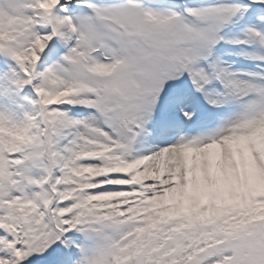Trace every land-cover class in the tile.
<instances>
[{"label": "snow or ice", "instance_id": "1", "mask_svg": "<svg viewBox=\"0 0 264 264\" xmlns=\"http://www.w3.org/2000/svg\"><path fill=\"white\" fill-rule=\"evenodd\" d=\"M0 264H264V0H0Z\"/></svg>", "mask_w": 264, "mask_h": 264}]
</instances>
